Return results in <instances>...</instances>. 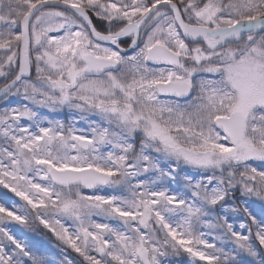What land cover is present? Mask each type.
<instances>
[{
	"label": "snow or ice",
	"instance_id": "6c2138e0",
	"mask_svg": "<svg viewBox=\"0 0 264 264\" xmlns=\"http://www.w3.org/2000/svg\"><path fill=\"white\" fill-rule=\"evenodd\" d=\"M0 264H264V0H0Z\"/></svg>",
	"mask_w": 264,
	"mask_h": 264
},
{
	"label": "trees",
	"instance_id": "16d2710c",
	"mask_svg": "<svg viewBox=\"0 0 264 264\" xmlns=\"http://www.w3.org/2000/svg\"><path fill=\"white\" fill-rule=\"evenodd\" d=\"M38 243H42L39 237L36 238Z\"/></svg>",
	"mask_w": 264,
	"mask_h": 264
}]
</instances>
